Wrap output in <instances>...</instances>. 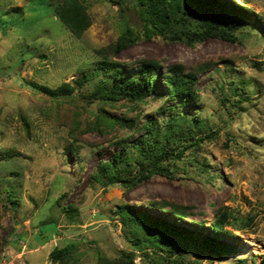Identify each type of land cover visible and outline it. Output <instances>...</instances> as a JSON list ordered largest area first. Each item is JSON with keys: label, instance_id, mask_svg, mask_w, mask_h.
I'll return each instance as SVG.
<instances>
[{"label": "rangeland", "instance_id": "obj_1", "mask_svg": "<svg viewBox=\"0 0 264 264\" xmlns=\"http://www.w3.org/2000/svg\"><path fill=\"white\" fill-rule=\"evenodd\" d=\"M59 1L0 0V264H58L51 251L72 242L76 250L70 264H98L101 256L120 258L124 252L133 256L134 264L262 262L264 0H220L250 7L260 38L245 29L236 33L235 41L210 37L194 45L162 35L144 37L131 0H81L91 24L76 37L52 12L49 2ZM127 24L140 38L114 52L109 47ZM105 55L130 65L131 72L141 60L159 62L155 86L160 91L166 90L162 73L167 65L183 64L187 72L196 73L199 102L155 94L144 103L92 102L88 95L97 79L83 84L77 79ZM65 84L74 87L69 96L44 93L45 88L59 90ZM237 85L245 97L238 104L231 90ZM102 108L131 122L120 125L100 118L95 123ZM174 113L204 122L201 147L196 152L184 143V159L172 163L170 175L155 173L133 181L144 167L133 143L146 132V120L157 118L165 130L167 117ZM212 129L217 134H211ZM114 153L127 160L122 166L129 169L128 183L95 177ZM193 154L197 162H192ZM198 161L206 162L216 177L202 172ZM169 203L188 206L189 215L175 221ZM71 206L79 209L72 218L66 212ZM124 206L168 223H190L207 236L214 232L216 216L227 211L234 217L227 225L234 236L222 240L234 244L235 251L218 256L187 244L181 260L151 246L136 247L122 224L119 210ZM200 221L204 225L199 227ZM170 240L174 248L181 242L174 236Z\"/></svg>", "mask_w": 264, "mask_h": 264}, {"label": "trees", "instance_id": "obj_2", "mask_svg": "<svg viewBox=\"0 0 264 264\" xmlns=\"http://www.w3.org/2000/svg\"><path fill=\"white\" fill-rule=\"evenodd\" d=\"M128 1L130 0H118L116 4H124ZM131 2H133L141 21V33L147 38L153 35H162L171 41L183 40L189 45H194L210 37L235 41L237 39L236 33L245 29L247 32H253L259 38L262 34L261 30L255 26L256 17L248 10L250 7L243 8L234 2L230 4L220 0H131ZM49 5L57 18L76 37H80L91 24L90 14L81 0L49 2ZM12 12L21 15L23 10L12 9ZM139 38L140 35L127 24L118 40L109 49L118 52ZM109 49L105 48L102 52L106 53ZM137 66V71L131 72L127 70L130 65L127 67L105 55L97 60L89 74L85 72L77 80L83 84L82 82L86 79H97V85L88 95L92 102L101 101L107 104L119 101L144 103L148 97L154 94L160 99L181 98L188 104L199 102L196 73L187 72L183 64L167 65L166 70L162 73V79L166 84L165 91H160L155 86L156 76L160 72L159 62L144 59L139 61ZM239 89L238 85L231 89L238 96L237 102L235 101L236 104L245 99ZM73 90L72 85L65 84L59 90L45 88L44 93L59 98L69 96ZM100 118L120 125L131 122L127 117L112 116L104 108L96 117L95 123ZM95 123L91 124L90 128H95ZM127 125L133 126L132 123ZM203 126L202 120L186 113H174L167 117L165 130L162 129L157 118H148L144 124L146 132L136 138L133 143V147L137 149L139 158L142 160L141 165H144L135 175L133 181L136 179L138 181L143 180L155 173L170 175L172 163L184 159L186 147L184 143L189 142V146L194 148L193 151L199 150L201 144L198 141L202 140L200 133L203 132ZM210 133L217 134V131L212 129ZM69 148L74 150L76 147ZM196 154H193L195 158H192V162H197ZM124 161L127 162L122 153H114L113 157L96 171L95 177L98 180L106 178L108 183H128L130 179L126 177V173L129 169L122 166ZM165 162H168L169 165L166 166ZM198 163H200L202 172L207 174L210 179L216 177L215 173L209 170L206 162L198 161ZM165 204L162 205L163 208H166ZM168 208L173 218L176 219L175 221L184 219L189 215L188 206L169 203ZM66 212L72 218L79 212V209L71 206ZM119 213L122 217V224L136 247L151 246L155 250L170 255L176 254V257L181 260H184L188 252L187 244L203 246L218 256L230 255L235 251L234 244L222 240L223 236H234L232 230L227 228V225L231 223L233 214L227 211H220V214L211 223V229L214 231L211 236L202 235L193 229V226L191 228L190 223H188L189 227L180 222L178 224L176 222L168 223L159 216L149 215L138 210L133 211L126 206L121 207ZM249 220L252 221L253 219L250 218ZM200 222L198 223L199 227L204 225V222ZM128 234L127 236H129ZM171 236L178 238L182 244L179 241L180 244L174 248L170 240ZM75 250L76 244L68 243L62 247H55L51 251L50 257L58 264H70ZM253 262V264H257L255 261ZM98 264H134V261L132 255L124 252L120 258L110 259L101 256ZM259 264H264V259Z\"/></svg>", "mask_w": 264, "mask_h": 264}]
</instances>
